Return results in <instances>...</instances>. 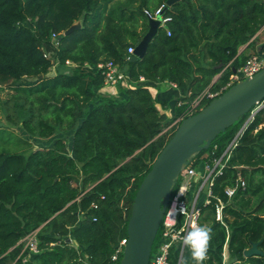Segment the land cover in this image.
I'll return each mask as SVG.
<instances>
[{
	"label": "trees",
	"instance_id": "trees-1",
	"mask_svg": "<svg viewBox=\"0 0 264 264\" xmlns=\"http://www.w3.org/2000/svg\"><path fill=\"white\" fill-rule=\"evenodd\" d=\"M150 1L140 0L137 9H107L108 0H0V87L14 92L22 129L41 141L58 131L73 133L70 150L63 139L28 154L0 148V264H82L83 255L90 264H113L115 246L127 239L140 184L175 134H162L174 120L160 114L140 77L173 83L191 99L206 89L220 90L246 62L241 49L264 26V0H181L165 11L172 35L160 29L144 59L131 62L129 48L136 49L149 30L144 9L167 2ZM77 23L81 29L64 36ZM54 60L77 67L72 74L44 78ZM101 63L127 68L135 85L124 91L127 100L103 98L91 106L94 88L104 85ZM247 116L193 157L184 172L220 157ZM8 121L17 124L12 117ZM238 178L246 189L229 200L225 190ZM213 193L225 204L223 222L216 220L215 199L202 207L201 227L207 225L210 236L203 264H223L227 240L231 261L264 264V258L244 257L253 243L264 251V108ZM35 231L39 253H22L21 241ZM180 253L174 250V264ZM181 264H197L187 245Z\"/></svg>",
	"mask_w": 264,
	"mask_h": 264
},
{
	"label": "water",
	"instance_id": "water-1",
	"mask_svg": "<svg viewBox=\"0 0 264 264\" xmlns=\"http://www.w3.org/2000/svg\"><path fill=\"white\" fill-rule=\"evenodd\" d=\"M181 0H167L166 10ZM159 20H149V30L136 46L131 62L143 60L150 44L158 35ZM81 29L74 24L64 33L69 36ZM235 73L236 70H233ZM264 104V69L228 89L197 114L184 119L172 139L156 158L150 172L140 184L132 205L127 227V244L120 264H150L171 196L193 157L208 151L217 137ZM248 124L242 127L238 135ZM68 243H73L68 240ZM260 243L244 251L245 258H264Z\"/></svg>",
	"mask_w": 264,
	"mask_h": 264
},
{
	"label": "built area",
	"instance_id": "built-area-1",
	"mask_svg": "<svg viewBox=\"0 0 264 264\" xmlns=\"http://www.w3.org/2000/svg\"><path fill=\"white\" fill-rule=\"evenodd\" d=\"M166 4L158 7L155 10L144 9V15L149 20H159V30L162 29L166 32L167 36H171L169 24L172 22V18L167 16ZM57 36L53 35V39ZM57 46V44H56ZM135 48H129L128 60L133 56ZM48 57V55H45ZM50 56V55H49ZM69 66H75L74 63L67 62ZM89 69L91 66L85 65ZM264 69V52L250 55L244 65L235 69L236 72L231 75L226 86L217 91L206 89L200 93L194 99H191V93L186 97L182 96L177 106L182 109V113L177 117L173 123L165 128L162 134L170 136L175 133L181 122L205 108L211 101L219 98L224 92L230 89L232 86L254 77L256 74ZM97 70L104 78V84L107 86H118L124 83L131 82V78L128 72L121 66L113 63H101L97 66ZM146 79L140 77L139 82H144ZM175 87L177 85L174 84ZM264 108V104L257 106L251 113L248 120V124L243 129L240 135L232 140L226 150L220 157H214L209 162L202 163L199 167L193 168L188 172H183L177 189L171 196L167 211L164 215L161 228L159 231V238L157 240L156 251L152 250L150 264H174L173 253L176 248L180 249V258L177 264H181L186 244L184 243L185 237L195 227H201L202 220V207L209 205L215 199L216 205V220L223 222V211L225 204L222 200L214 196V187L218 177H220L230 166L234 151L238 147L239 141L248 127L253 123L255 116ZM245 125V124H244ZM258 130H256L257 132ZM240 132V131H239ZM238 132V133H239ZM246 189V182L243 178H238L235 186L229 187L225 190V194L229 200H232L238 191ZM182 209V212L180 211ZM175 214V215H174ZM38 231L30 233L25 237L21 244L24 248L22 253L30 252L29 254L39 253V244L37 239ZM77 249L79 247L74 244ZM127 239L121 240L114 248V254L112 256V263L118 264L123 258ZM229 257L228 252V240L223 248L222 263L223 264H236L230 263L227 260ZM24 259L23 262H26ZM82 264H90L86 256L84 259H80Z\"/></svg>",
	"mask_w": 264,
	"mask_h": 264
},
{
	"label": "rangeland",
	"instance_id": "rangeland-1",
	"mask_svg": "<svg viewBox=\"0 0 264 264\" xmlns=\"http://www.w3.org/2000/svg\"><path fill=\"white\" fill-rule=\"evenodd\" d=\"M150 2L152 6H155V0H151ZM104 4L105 6H107V9H111V8L118 7V6L123 7V8H128V9H137L140 4V0H116L112 2L108 0V2H105ZM151 10H155V8H151ZM53 42L54 44H56V39H53ZM75 68H76L75 66H69L68 64H66L65 66H62L59 64L58 61L54 60L53 67L49 70L48 74L44 78H51L59 73L72 74ZM26 80L27 79L25 78L23 79L24 82ZM132 87L133 86L131 85V88ZM13 94H14L13 91L0 87V126L4 127L0 129V148L1 149H3L4 147L10 150L11 152L22 151L28 154L29 151L31 150L50 148L54 144V142L58 139H63L64 141H66L69 150L71 149L73 133L65 134V133H61L58 131L56 136L53 139L48 140V141H41V140L34 139L28 136L21 127V121L24 119V116L17 110V107L15 106V102L12 99ZM174 96H176V94L171 89L166 95L163 96V99L172 100L174 99ZM173 105H174V101H172L169 106L173 107ZM8 117H12L16 121L17 124L10 123L8 121ZM249 117L250 116L248 115L247 119L243 122L242 127L249 120ZM20 139L21 141L23 140V141L29 142L30 146L20 145L19 143ZM205 158H207V155H205L204 158L202 159H205ZM77 183L81 184V181L79 180L78 182L74 181V185ZM206 226L207 225H204V228ZM156 246L157 245H155L154 248H156ZM83 258L85 259L86 255H83L82 259ZM227 260L230 263L237 264V262L231 261L230 255L229 257H227Z\"/></svg>",
	"mask_w": 264,
	"mask_h": 264
},
{
	"label": "crops",
	"instance_id": "crops-1",
	"mask_svg": "<svg viewBox=\"0 0 264 264\" xmlns=\"http://www.w3.org/2000/svg\"><path fill=\"white\" fill-rule=\"evenodd\" d=\"M264 26L258 32V34L252 40V45L250 47H244L241 49L240 53H243L245 57H249L252 54L264 52ZM127 71V68H124ZM218 75L214 78V81H217L219 77ZM142 85H146L150 90L151 94L157 101V109L159 110L161 115H165L167 117V121L175 120L177 117L181 115V110L178 108L177 104L182 98V94L178 87H175L173 83L169 82H159V83H150L149 81L140 82ZM131 85L134 86L133 83L128 82L118 86H107L103 85L100 88H94V92L96 94V100L92 102V107L98 106L103 98H111L119 101L127 100V95L124 93L125 90L131 88ZM125 86V87H124ZM176 94L174 99H163V96L166 95L170 90ZM174 101L173 107H170V103Z\"/></svg>",
	"mask_w": 264,
	"mask_h": 264
},
{
	"label": "clouds",
	"instance_id": "clouds-1",
	"mask_svg": "<svg viewBox=\"0 0 264 264\" xmlns=\"http://www.w3.org/2000/svg\"><path fill=\"white\" fill-rule=\"evenodd\" d=\"M209 239V231L204 227L193 228L185 237L184 243L190 248L192 258L197 264H203L205 260Z\"/></svg>",
	"mask_w": 264,
	"mask_h": 264
}]
</instances>
